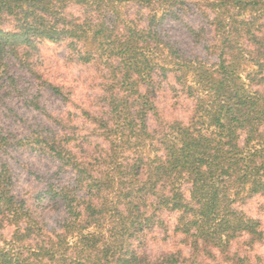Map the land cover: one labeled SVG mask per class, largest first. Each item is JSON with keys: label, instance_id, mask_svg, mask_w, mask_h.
<instances>
[{"label": "trees", "instance_id": "1", "mask_svg": "<svg viewBox=\"0 0 264 264\" xmlns=\"http://www.w3.org/2000/svg\"><path fill=\"white\" fill-rule=\"evenodd\" d=\"M182 34L201 46L202 60ZM43 42L91 65L100 93L76 116L48 115L49 126L17 143L0 134V264H204L229 258L242 236L263 239L262 224L240 207L264 196V0H0L6 79L26 71L46 85L32 62ZM168 79L186 104L171 97L166 114L157 97ZM27 104L42 111L35 98ZM183 107L184 120L171 113ZM76 119L91 126L87 135L68 126ZM17 148L58 163L32 195L35 208L12 192L3 158ZM67 172L72 179L55 186L53 176ZM42 203L47 217L36 211ZM62 209V219L51 217ZM165 213L177 214L172 233L187 257L145 254L146 236L167 231Z\"/></svg>", "mask_w": 264, "mask_h": 264}, {"label": "rangeland", "instance_id": "2", "mask_svg": "<svg viewBox=\"0 0 264 264\" xmlns=\"http://www.w3.org/2000/svg\"><path fill=\"white\" fill-rule=\"evenodd\" d=\"M129 6L132 8L130 11L132 13L135 7L133 5ZM202 24L204 22L201 20H195L191 23L194 28ZM174 33L176 40H179V37L181 39L179 32ZM205 33L210 37L212 29L206 27ZM182 39L183 43L187 44V46L185 44L184 46L188 48L187 52L189 55L192 58L197 57L202 60L203 51L201 46L192 44L189 39L184 38V34H182ZM37 49L32 62L46 82V85H43V81L39 83V81L31 79L29 73L26 71H23L21 74L25 79H22L20 72L16 71L13 74L12 81L11 79H6L7 71L2 72L0 70V134L6 136L11 143H17L18 140L30 137L29 133L37 125L49 126L48 115L63 117L65 118L64 120L67 117L78 115L80 110L87 108L91 99L100 93L99 88L93 83V75L95 74L91 65L78 63L76 55L73 53L74 51L69 52L61 43L53 44L49 42L39 44ZM214 61V59H211L206 64L208 66L213 65ZM251 68V66H248L246 69ZM241 80L245 84H248L245 73H242ZM47 85L61 87L65 93L69 94V99L63 100L53 95L46 87ZM162 88L163 93L157 97L158 102H160V109L167 106L166 103L168 100H171V97V102L179 98L183 104H186L184 95L182 96L178 92L179 87L174 85L172 79H168L162 85ZM32 98L36 99L42 111L36 110L27 104ZM188 106H192V102H188ZM168 111H170L168 107L164 108L166 114L170 113ZM171 113L178 116L181 120H184L188 115L184 107L175 111V113ZM72 124L77 126L80 136L87 135V129L90 130L91 128L90 125H83L81 119L71 121L68 126ZM149 124L152 126L151 121H149ZM91 141L98 144L101 143V140H94L92 138ZM73 151L74 153H78V150L75 148H73ZM10 152L13 160L9 156L3 159L8 161L16 178L12 189L13 195L17 199H24L27 205L35 208V199L32 195L45 187L46 178L50 177L58 168V163L50 160L45 154H37L29 148H17L16 150H10ZM53 177V184L61 186L72 179V174L67 172L63 178L57 175ZM46 203L48 201H45L44 205ZM44 205L42 203L36 211L43 217H47L49 214L46 212L47 209L44 210ZM240 210L247 217L259 221L262 224L261 228L264 234V196H253L246 205L240 207ZM54 214L51 217L62 219L65 216L63 209L59 213ZM176 216L177 214L175 213H165L163 217L168 223L167 231L164 232L161 229L154 230L153 233L146 236L144 247L145 254L149 258L154 259L164 253H175L178 251L187 257L189 248L183 243L182 236L172 233ZM12 229L1 230L5 240L10 238L9 231ZM248 239V236H242L240 239L234 241L231 244L229 258H222L223 260L217 262L208 259L204 264H231V258L236 259L237 264H264V237L261 241L253 243H249Z\"/></svg>", "mask_w": 264, "mask_h": 264}]
</instances>
